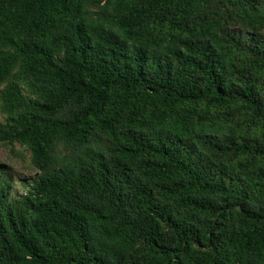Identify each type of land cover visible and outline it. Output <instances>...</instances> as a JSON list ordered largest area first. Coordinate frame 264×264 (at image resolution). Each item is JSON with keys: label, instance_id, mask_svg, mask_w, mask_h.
<instances>
[{"label": "trees", "instance_id": "1", "mask_svg": "<svg viewBox=\"0 0 264 264\" xmlns=\"http://www.w3.org/2000/svg\"><path fill=\"white\" fill-rule=\"evenodd\" d=\"M261 31L264 0H0V144L38 172L0 166V264H264Z\"/></svg>", "mask_w": 264, "mask_h": 264}, {"label": "rangeland", "instance_id": "2", "mask_svg": "<svg viewBox=\"0 0 264 264\" xmlns=\"http://www.w3.org/2000/svg\"><path fill=\"white\" fill-rule=\"evenodd\" d=\"M231 31L244 35L246 39L247 31L239 25L231 27ZM260 34L264 35V31ZM4 121V116L0 112V122ZM16 152H19V156H16L10 151L9 147L0 144V166H3L14 175L15 178V195L20 197L27 193L29 190V183L37 176L38 172L33 168L30 161V153L25 151L19 145L15 146ZM24 156V157H23Z\"/></svg>", "mask_w": 264, "mask_h": 264}]
</instances>
